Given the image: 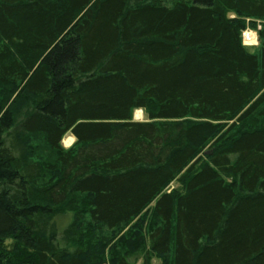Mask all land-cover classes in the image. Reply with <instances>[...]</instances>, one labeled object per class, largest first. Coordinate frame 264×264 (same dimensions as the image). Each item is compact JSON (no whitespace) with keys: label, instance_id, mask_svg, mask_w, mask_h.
<instances>
[{"label":"trees","instance_id":"obj_1","mask_svg":"<svg viewBox=\"0 0 264 264\" xmlns=\"http://www.w3.org/2000/svg\"><path fill=\"white\" fill-rule=\"evenodd\" d=\"M140 256L264 264V0H0V264Z\"/></svg>","mask_w":264,"mask_h":264},{"label":"rangeland","instance_id":"obj_2","mask_svg":"<svg viewBox=\"0 0 264 264\" xmlns=\"http://www.w3.org/2000/svg\"><path fill=\"white\" fill-rule=\"evenodd\" d=\"M166 1L172 2L174 0H166ZM251 30H253V29H251ZM246 47L251 49V51H256V50H258V47H259V41H258V44H256L255 46H246ZM16 96H17V93H16V95H14L12 100ZM133 119L140 120V121L147 120V115H146L144 110H141V109L135 110L133 113ZM74 142H75V138L69 133L64 137V139L62 141V145L65 148H69L74 144ZM36 151H37L38 155L41 154L40 156H47L49 154V150H47L46 148H43V147L37 149ZM177 186H178V184L172 183V185L170 186V190H172L173 188H177ZM70 218H71V214L68 213V214L64 215V217H61L59 219V222H60V225L62 228H64L68 224V222L70 221ZM142 263H143V257L140 256V258L137 261V264H142ZM150 264H161V260L152 256L150 258Z\"/></svg>","mask_w":264,"mask_h":264},{"label":"built area","instance_id":"obj_3","mask_svg":"<svg viewBox=\"0 0 264 264\" xmlns=\"http://www.w3.org/2000/svg\"><path fill=\"white\" fill-rule=\"evenodd\" d=\"M242 40L245 46H255L259 41L257 31L246 29L242 33Z\"/></svg>","mask_w":264,"mask_h":264}]
</instances>
